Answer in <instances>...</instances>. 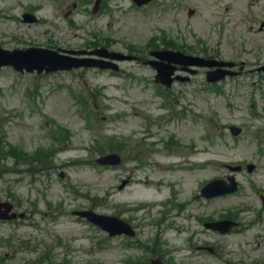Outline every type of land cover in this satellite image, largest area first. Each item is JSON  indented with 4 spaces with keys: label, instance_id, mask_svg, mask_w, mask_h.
Here are the masks:
<instances>
[{
    "label": "rangeland",
    "instance_id": "1",
    "mask_svg": "<svg viewBox=\"0 0 264 264\" xmlns=\"http://www.w3.org/2000/svg\"><path fill=\"white\" fill-rule=\"evenodd\" d=\"M94 1L0 0V46L77 49L106 36L111 48L125 50V43L144 44L165 31L194 52L219 48L222 58L245 67L212 86L203 71L174 83L168 91L178 100L174 107L156 95L154 71L137 62H123L118 73L78 69L39 77L0 68V144L16 148L0 162V195L26 212L25 219L0 223V264L37 257L45 264H144L151 251H163L169 264L264 260V73L256 70L264 64V30H257L264 0H155L143 8L102 0L93 14ZM204 4L210 9L201 25ZM24 11L39 21L23 23ZM229 124L242 132L232 136ZM109 149L119 150V166L88 163ZM22 152L31 157L21 159ZM249 162L255 169L236 174V193L196 198L205 182L229 173L225 164ZM89 207L133 220L137 240L108 238L71 213ZM229 210L240 213L239 231L203 228L199 218ZM205 243L219 253L196 249Z\"/></svg>",
    "mask_w": 264,
    "mask_h": 264
},
{
    "label": "water",
    "instance_id": "2",
    "mask_svg": "<svg viewBox=\"0 0 264 264\" xmlns=\"http://www.w3.org/2000/svg\"><path fill=\"white\" fill-rule=\"evenodd\" d=\"M96 7L94 8V11ZM25 21H34V17L30 14L23 15ZM99 53V52H97ZM102 54V53H99ZM170 61H181L187 62L189 64H204L200 62L201 60L194 58L183 56L181 54L169 53L166 56ZM191 59V60H190ZM5 64H11L16 69L22 70L25 68L28 71H32L33 69H37L38 72H41L43 69L46 71L55 70V69H64L71 68L72 66L78 65H90V64H98L100 66H107V64H100L99 61L88 63L86 61H78V59L71 58L69 56L60 55L54 51L46 50V49H38V48H28L25 50L15 49L13 51H8L0 48V66ZM159 74L157 75L162 81L169 84L170 79L168 76L172 73V69L170 67H166L163 65L158 66ZM218 78V77H217ZM217 78H210L209 80H215ZM232 130H236L232 127ZM97 161L101 163H109V164H117L120 161V158L117 154H109L104 157L99 158ZM249 167V169H251ZM125 182H123L124 184ZM236 189V184L233 180H231L230 184H226L223 180H214L204 186L201 190V194L205 197H212L222 193L231 192ZM10 209V206H6L5 212ZM80 215L86 216L91 221L99 224L103 229L108 230L111 234L126 232L131 234L130 227L116 219L115 217H107L102 215H97L93 213L91 210L85 212H79ZM235 223L231 221H220L206 224L207 227L218 229L221 232L228 231ZM151 264H162L159 259H155L151 261Z\"/></svg>",
    "mask_w": 264,
    "mask_h": 264
},
{
    "label": "bare ground",
    "instance_id": "3",
    "mask_svg": "<svg viewBox=\"0 0 264 264\" xmlns=\"http://www.w3.org/2000/svg\"><path fill=\"white\" fill-rule=\"evenodd\" d=\"M161 165H163L162 164V162L161 161H158ZM163 167H166V165H164ZM149 186H153V183L151 182V181H149V180H147V182H146Z\"/></svg>",
    "mask_w": 264,
    "mask_h": 264
}]
</instances>
